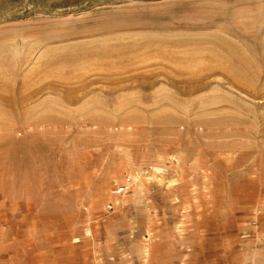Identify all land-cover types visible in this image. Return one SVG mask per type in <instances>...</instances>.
Instances as JSON below:
<instances>
[{"label": "rangeland", "instance_id": "374dc122", "mask_svg": "<svg viewBox=\"0 0 264 264\" xmlns=\"http://www.w3.org/2000/svg\"><path fill=\"white\" fill-rule=\"evenodd\" d=\"M7 229L66 264L174 237L182 264H264V0H0Z\"/></svg>", "mask_w": 264, "mask_h": 264}, {"label": "crops", "instance_id": "0c3cea01", "mask_svg": "<svg viewBox=\"0 0 264 264\" xmlns=\"http://www.w3.org/2000/svg\"><path fill=\"white\" fill-rule=\"evenodd\" d=\"M0 231V264H24V260L27 258H32L36 261V264L40 262L44 264H66L65 256L56 257L53 254L47 255L46 257L40 258L39 255L27 256L24 254L26 249H23L21 240L12 237V230ZM88 233V232H87ZM148 239L145 237V240ZM171 244L173 250L170 249L166 256L161 255V248L158 249V254L149 253L148 247H144L143 258L148 259L149 264H182V251H181V239L174 237ZM162 246L161 243L156 245V247ZM151 247V246H150ZM156 247L152 251L156 250ZM173 252V253H172ZM68 259V258H67ZM26 262L28 260H25Z\"/></svg>", "mask_w": 264, "mask_h": 264}, {"label": "built area", "instance_id": "2783aa9c", "mask_svg": "<svg viewBox=\"0 0 264 264\" xmlns=\"http://www.w3.org/2000/svg\"><path fill=\"white\" fill-rule=\"evenodd\" d=\"M129 179L126 180L125 183L121 184L120 186H115L113 189V193L120 195V194H124L128 191L129 188Z\"/></svg>", "mask_w": 264, "mask_h": 264}, {"label": "bare ground", "instance_id": "6f19581e", "mask_svg": "<svg viewBox=\"0 0 264 264\" xmlns=\"http://www.w3.org/2000/svg\"><path fill=\"white\" fill-rule=\"evenodd\" d=\"M59 74V73H58ZM95 81V80H94ZM61 85V84H60Z\"/></svg>", "mask_w": 264, "mask_h": 264}]
</instances>
